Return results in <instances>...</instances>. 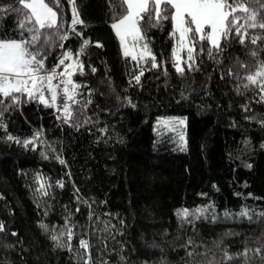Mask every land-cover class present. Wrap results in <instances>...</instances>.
Here are the masks:
<instances>
[{"label":"trees","instance_id":"obj_1","mask_svg":"<svg viewBox=\"0 0 264 264\" xmlns=\"http://www.w3.org/2000/svg\"><path fill=\"white\" fill-rule=\"evenodd\" d=\"M45 2L57 11L59 26L41 30L38 43L44 35L55 41L42 54L45 66L70 50L84 70L73 74L80 88L70 102L72 117L26 93H16L15 105H0V264H87V255L92 264H264V100L260 77L247 81L264 62V0H228L249 12L236 10L240 19L220 50L189 33L196 66L189 69L184 57L183 73L172 56L171 6L159 23H141L159 65L153 67L151 58L125 56L111 26L126 10L123 0ZM0 4L13 9L0 10V39H21L19 20L30 10L17 0ZM73 4L84 24L72 25ZM250 12L255 27L244 18ZM28 27L31 21L23 30L30 40ZM57 31L70 34L63 47ZM84 38L90 44L80 53ZM96 40L102 46L91 43ZM168 116L185 118L183 130L156 129ZM36 131L41 135L25 146ZM201 205L210 207L200 217L177 216V209ZM243 209L247 215H239ZM59 233L63 247L50 239Z\"/></svg>","mask_w":264,"mask_h":264},{"label":"snow or ice","instance_id":"obj_2","mask_svg":"<svg viewBox=\"0 0 264 264\" xmlns=\"http://www.w3.org/2000/svg\"><path fill=\"white\" fill-rule=\"evenodd\" d=\"M17 2L20 6L30 11L23 19L19 20L21 39H0V95L9 98L7 102L0 100V105L8 107L9 105L19 103L21 97L16 93H26L29 98L33 99L38 97L39 100L43 101L45 104H56L58 95L57 86L62 84L65 102L60 111L63 113L65 119L72 117L73 111L70 108L69 101L72 103L76 102L77 90L80 88V84L73 79V74L84 70L83 61L80 60L79 56H74L70 50H64L61 52L60 56L57 57L58 62L54 63L51 69L47 68L45 66V58L42 54L46 52V45L54 43L55 41L48 35L43 36L44 43L41 44L38 43V41L41 38L42 29L59 27L57 23V11L54 7L50 6L49 3H46L45 0H17ZM69 2L71 3L72 0H69ZM123 3L126 4V10L118 19L113 20L111 26L115 30L116 35L120 38L124 55L128 56L131 51L134 57L151 58L150 63L153 67L159 66L155 54L149 49L147 43L140 46V51H135V41L139 40L143 35L141 23L143 22L146 27H151L153 23H159L161 19H166L167 17L164 16V12L168 10L169 6L173 9L170 12L173 32L170 34L175 35L178 31L179 48L183 49L187 46L189 61L187 67L189 69L196 66L193 55L195 43L188 39L189 33L198 36L200 41L206 39L213 48L220 50L222 37L226 40L229 37L232 26L236 25L237 21L240 19V17L236 15V10L242 9L246 13L249 12L246 4L237 3L233 6L228 0H123ZM161 5H164V7ZM0 10L7 12L13 9L9 4H0ZM15 11L19 14L22 9L17 8ZM145 17H147L146 20ZM244 18L249 22V26H256L255 21L257 16L255 12H250V14L246 15ZM26 21H31L33 24V27L27 28V32L32 34L30 40L24 37L23 34ZM71 23L73 26L85 23L83 19L77 18V11L74 4ZM259 26L264 28V23H261ZM246 30L247 28L245 27V31ZM235 32L238 34L239 41L243 44L245 36L240 34L241 27H236ZM78 35L82 36L83 34L78 33ZM55 36L61 41V47H63V41L68 39L70 34L57 31ZM129 38H131L133 42L131 49L125 43ZM91 43L102 46L99 40L91 41ZM89 44L90 40L84 38L79 45L78 52H85L86 46ZM30 46H35L39 51L30 50ZM201 51H203V49H201ZM211 54L212 51L209 49V55ZM172 56L174 58L175 70L178 73H183L184 65L180 62L183 58L178 54L176 46L172 48ZM66 58L67 61L70 62H66ZM60 65H63V68L57 71ZM241 67H243V65H241ZM92 71L95 72L96 69L92 68ZM143 71L144 69H140L134 77L136 82L141 80ZM231 71L232 70L229 69L230 73ZM257 76L260 77V99L264 100V62L260 63L255 74H247V81L256 83ZM46 91L50 93V97L45 95ZM88 92L91 94L92 89L89 88ZM124 100L128 104H132L131 99L124 97ZM83 106L87 107V104ZM0 115H2V113H0ZM177 122L182 125L185 121L183 118H179ZM4 127H6V125ZM40 135L41 133L39 131L34 132L23 140V144L28 146L30 140H34L35 137ZM8 138L16 139L11 133L8 134ZM180 141L181 144L185 143L183 133H181ZM31 147L35 149L37 145L32 143ZM61 162L63 163V161ZM250 166L251 165H249V167ZM57 183H60V181H57ZM209 207L210 205H201L192 210L180 208L177 209L176 212L177 216L180 218L188 217L190 212L193 216L200 217ZM76 210L79 211V206H77ZM247 213L248 210L243 209L239 215H247ZM213 219H215V217H213ZM67 222V218H65V223ZM37 223L45 232H48L51 227L43 221H38ZM4 228V222L0 221V230ZM12 234L15 235V231H13ZM72 234L71 227H69L67 229V238L69 240ZM62 235H64V233L55 234L52 235L50 239L54 240L57 246L63 247L64 244L61 243ZM188 244H192L191 239H189ZM81 245L84 249L89 248V244L83 239H81ZM247 251L248 249L245 248L244 252L247 253ZM255 251L259 252L260 249L257 248ZM191 253L192 249L189 248L188 254L191 255ZM225 258H229L227 254H225ZM120 259L123 261L125 257L121 256ZM86 260L87 264H92L90 255L86 256ZM141 264H148V262L144 261L141 262ZM209 264H211V262H209Z\"/></svg>","mask_w":264,"mask_h":264},{"label":"rangeland","instance_id":"obj_3","mask_svg":"<svg viewBox=\"0 0 264 264\" xmlns=\"http://www.w3.org/2000/svg\"><path fill=\"white\" fill-rule=\"evenodd\" d=\"M77 18H79L78 17V15H77ZM120 39V38H119ZM188 39L190 40V37L188 36ZM121 42V41H120ZM126 45L127 46H129V48L131 49V47H132V44H133V42L131 41V38H129L126 42ZM145 43V41H144V38H143V35H142V37L139 39V40H137V41H135V45H136V47H135V51H140V46L142 45V44H144ZM186 45H187V41H186ZM176 47H177V49H178V54L183 58L180 62L182 63L183 62V60L185 59L184 57H188V48H187V46H185L183 49H180L179 48V33H178V31H177V42H176V45H175ZM122 50H123V48H122ZM123 52H124V50H123ZM130 55H132L131 54V51H130ZM133 56V55H132ZM134 57V56H133ZM135 58H144V57H140V56H135ZM56 112H61L60 110H58V111H56ZM179 118H183L182 116H168V117H165V118H163V117H160L158 120H157V122H156V129H160L161 127H162V125L165 127V128H169V129H174V130H178V131H182L183 130V127H184V125H185V123H186V121H185V118H183L184 119V125L182 124H180V123H178L177 122V120L179 119ZM182 133V132H181Z\"/></svg>","mask_w":264,"mask_h":264},{"label":"built area","instance_id":"obj_4","mask_svg":"<svg viewBox=\"0 0 264 264\" xmlns=\"http://www.w3.org/2000/svg\"><path fill=\"white\" fill-rule=\"evenodd\" d=\"M66 62H70V61H67V58H66ZM62 68H63V65H60V68H58L57 71L62 70ZM57 93L58 95H57L56 104H52V106L55 108L56 111L60 110L63 107V104L65 102L62 84L57 86ZM45 95L50 97V93H48L47 91L45 92ZM69 104H70V101H69Z\"/></svg>","mask_w":264,"mask_h":264}]
</instances>
